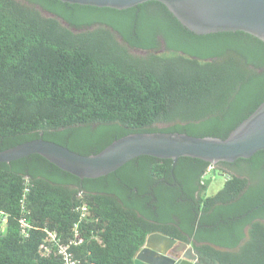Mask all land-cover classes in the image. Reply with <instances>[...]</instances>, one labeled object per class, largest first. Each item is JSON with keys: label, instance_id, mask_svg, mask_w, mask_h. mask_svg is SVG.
I'll return each instance as SVG.
<instances>
[{"label": "trees", "instance_id": "trees-1", "mask_svg": "<svg viewBox=\"0 0 264 264\" xmlns=\"http://www.w3.org/2000/svg\"><path fill=\"white\" fill-rule=\"evenodd\" d=\"M262 102L264 41L249 32L196 33L159 0H0V151L39 137L81 154L133 132L226 138ZM242 163L247 175L227 171L207 196L211 163L191 156L140 155L96 178L38 153L0 162V264H63L42 253L44 227L67 239L79 203L99 217L90 226L102 240L86 230L79 264H135L153 232L191 244L193 264H264V149L228 165ZM25 176L29 237L19 229Z\"/></svg>", "mask_w": 264, "mask_h": 264}, {"label": "water", "instance_id": "water-1", "mask_svg": "<svg viewBox=\"0 0 264 264\" xmlns=\"http://www.w3.org/2000/svg\"><path fill=\"white\" fill-rule=\"evenodd\" d=\"M119 9L148 0H62ZM190 30L205 34L242 30L264 41V0H159ZM264 149V102L226 138L183 132H133L115 139L101 151L81 154L44 138H35L0 151V162L33 153L41 154L62 169L81 178L107 175L140 155L201 158L211 164L250 158ZM173 255V256H172ZM194 247L160 232L148 235L135 256V264H193Z\"/></svg>", "mask_w": 264, "mask_h": 264}, {"label": "built area", "instance_id": "built-area-1", "mask_svg": "<svg viewBox=\"0 0 264 264\" xmlns=\"http://www.w3.org/2000/svg\"><path fill=\"white\" fill-rule=\"evenodd\" d=\"M214 167V164H211L206 173H209ZM25 185L23 192L20 197V204L22 209V214L19 218V229L20 233L29 237L32 233V230L35 228L34 224L28 219V196L30 194L32 184L29 176L24 177ZM81 196L83 191L79 193ZM75 209L79 212V218L75 222L72 234L67 239H64L63 235L59 233L57 230L51 229L49 227H44V231L46 232L45 242L41 245V251L43 254L48 255L52 252L60 255L63 264H79L80 260L76 256L75 247L83 244L87 235H85L86 230H89V235L93 239H99V236L95 234V228L91 227V223L94 221H98L99 217L96 216L90 205L86 203H79L76 205ZM9 215L4 213V211L0 210V218L2 220V229L6 227L8 223ZM85 225L84 227H82ZM173 256V255H172Z\"/></svg>", "mask_w": 264, "mask_h": 264}, {"label": "rangeland", "instance_id": "rangeland-1", "mask_svg": "<svg viewBox=\"0 0 264 264\" xmlns=\"http://www.w3.org/2000/svg\"><path fill=\"white\" fill-rule=\"evenodd\" d=\"M44 15L48 16L49 13L46 12V11H42ZM136 54L138 55H143L145 52L144 51H141V50H133ZM159 126H163L165 125V123H158ZM222 169L224 170H221L222 172L226 173L228 171V173L230 174H237V175H247V171H248V168L246 166V164L242 163L240 165H222ZM244 172H243V171ZM208 177L212 179L210 185L208 186L205 194L207 196H211V195H214L216 194L224 185V182H225V179L226 177L223 176L222 174L220 173H209L208 174Z\"/></svg>", "mask_w": 264, "mask_h": 264}, {"label": "flooded vegetation", "instance_id": "flooded-vegetation-1", "mask_svg": "<svg viewBox=\"0 0 264 264\" xmlns=\"http://www.w3.org/2000/svg\"><path fill=\"white\" fill-rule=\"evenodd\" d=\"M222 165H228V162L227 163H220L218 166L222 168ZM215 166V164H214ZM220 174H222L223 176H225L226 178L228 177L227 173H224L222 171H219Z\"/></svg>", "mask_w": 264, "mask_h": 264}]
</instances>
